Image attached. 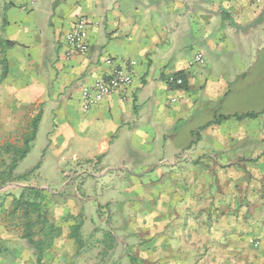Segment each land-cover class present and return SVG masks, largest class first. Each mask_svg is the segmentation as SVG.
Wrapping results in <instances>:
<instances>
[{
  "label": "crops",
  "instance_id": "obj_1",
  "mask_svg": "<svg viewBox=\"0 0 264 264\" xmlns=\"http://www.w3.org/2000/svg\"><path fill=\"white\" fill-rule=\"evenodd\" d=\"M80 20L89 50L68 57ZM0 39L1 144L41 113L15 171L49 125L27 170L61 229L38 260L5 196L0 264H264V0H0ZM115 64L132 83L85 111Z\"/></svg>",
  "mask_w": 264,
  "mask_h": 264
},
{
  "label": "rangeland",
  "instance_id": "obj_2",
  "mask_svg": "<svg viewBox=\"0 0 264 264\" xmlns=\"http://www.w3.org/2000/svg\"><path fill=\"white\" fill-rule=\"evenodd\" d=\"M259 57H258V60H256V61H264V49H262V48L259 49ZM254 70L257 71V69H254ZM2 73H3V66H2V61H0V91H2V90L6 91V89L1 86L3 81H4V78H5V77L3 78ZM7 73H8V66H7ZM34 119L35 118L30 119V121H29L28 131L24 134V145L23 146H21V147L19 146L18 148H15V147H11V145L8 144L7 142H6L7 143L6 145H2L1 144V138L2 137L0 136V191H3L2 193L4 195V196L2 194L0 195L1 196L0 201L5 196H8V195L10 196V197H8V200L6 202L3 201L4 205L2 207H7V209H6L7 213L5 214V218L7 217L9 223H20V225L22 224L24 227V234L26 233V229H27L26 223H25L27 217H25V214H24L25 213V207L23 205L19 204L18 208H15V206L17 204L16 199L21 198L23 196V199L25 200L27 198V194H28V192L25 190L27 187H36L37 184L39 185V183L47 181V180H44L48 174V172H46V170H43L41 173H38V170L41 167V165L38 168L33 167L29 170H27V169L29 167H32L34 164H36V161L39 158V154L41 152V147L44 145L46 130H48V128H50L49 125L47 127L46 126L42 127L39 139L37 141V146H36V142H35V148L32 151V153L27 158L24 159L22 164H20V168L18 171L22 172V174H20V175L16 174L15 170H16L18 165L12 171V173H10L9 167H10V164L12 163V159L14 158V156L17 154H20V150L24 149V147L26 146L25 139H26V136L32 130V125H33ZM7 145H9V146H7ZM11 155H12V157H11ZM49 161H51V159H49L48 162H46V164L44 166H48L47 163H49ZM23 169H25L24 173H23ZM23 175H27V176H25L24 179H19V177H21ZM41 180H43V181H41ZM107 181L108 180H105L104 182H107ZM99 182L101 184H103V182H101V181H99ZM53 188H55V185L51 183L49 186V189H46V190L43 189L45 195H48V197H50L49 194H51V192L54 191ZM12 197H14V198L11 199ZM110 208H111V206L109 205L108 208L103 207V210H107V209L109 210ZM28 209H29V217L32 220L36 221V220L40 219L39 213L36 212V210L31 208L30 206H28ZM40 212L42 214V221H44V216H45L46 220H49V222L51 221L52 216H51V213L49 210V205L48 206L46 205V208H44ZM52 223L55 224L54 222H52ZM43 225H44V223L39 222L38 225L34 226L31 229V231L34 232V234H35L34 235L35 241L39 240V239H43L47 243L48 237H45V235L46 234L50 235V232H49L50 230L48 229L45 232L46 234H42L40 232V230L43 227ZM45 225H46V223H45ZM25 239L27 240V238H25ZM30 245L33 249L36 250V247L34 245H32V244H30Z\"/></svg>",
  "mask_w": 264,
  "mask_h": 264
},
{
  "label": "built area",
  "instance_id": "obj_3",
  "mask_svg": "<svg viewBox=\"0 0 264 264\" xmlns=\"http://www.w3.org/2000/svg\"><path fill=\"white\" fill-rule=\"evenodd\" d=\"M68 45L67 56L73 57L76 54H84L89 50L87 23L84 20L78 21L66 34ZM194 62L205 63L202 53H197ZM134 63V62H132ZM132 74L122 65H114L112 71L98 78L94 84L85 86L82 91V107L85 111L101 103L109 95L126 89L132 83ZM168 82L183 86L184 79L179 76H170Z\"/></svg>",
  "mask_w": 264,
  "mask_h": 264
},
{
  "label": "trees",
  "instance_id": "obj_4",
  "mask_svg": "<svg viewBox=\"0 0 264 264\" xmlns=\"http://www.w3.org/2000/svg\"><path fill=\"white\" fill-rule=\"evenodd\" d=\"M1 42H2V40L0 39V46H1ZM5 44L9 47V46H12L14 44V42L6 41ZM5 51H6V49L2 47L1 52H5ZM2 66H3L2 76H4L7 73V61H5V60L2 61ZM40 119H41V113L34 119L33 125H32V130L26 136V139H25L26 146L24 147V149L20 150V154L15 155L14 158L12 159V163L10 164V167H9L10 173H12V171L16 168V166L18 165V162L20 160H22L28 154V152L31 150V147H32L31 143H33V141L36 138ZM39 166H40V163H38L36 165V168H38ZM25 176H27V175H23V176L19 177V179H24ZM25 190L28 192L27 198L25 200L23 199V196L21 198H17L16 199L17 204H16L15 208H18L19 204L23 205L25 207V213L24 214H25V217H27L26 222H25L27 229H26V233L24 234V237L27 238V240L30 244H32L36 247V251L38 254V260H41V257L43 255L44 251L46 250V248L51 246L54 238L61 234V229H60V227L53 224L51 221L49 222V220H46L45 216H44V221H42V214L40 211H42L44 208H46V205L48 206V199H49L48 195H45V193L42 189H39L36 187H27ZM28 206H30L31 208L36 210V212L39 213L40 219L34 221L29 217ZM39 222L44 223L43 227L40 230V232L42 234H46L45 232L48 229L50 230L49 231L50 235L49 234L45 235V237H48L47 243L43 239H39L36 241L34 239L35 234H34V232L31 231V229L34 226L38 225ZM45 223H46V225H45ZM79 230H80L79 224L76 225V227L74 226V228H73L74 235L79 233Z\"/></svg>",
  "mask_w": 264,
  "mask_h": 264
}]
</instances>
